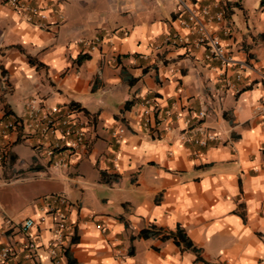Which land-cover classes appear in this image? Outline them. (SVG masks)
<instances>
[{"label": "crops", "instance_id": "0c3cea01", "mask_svg": "<svg viewBox=\"0 0 264 264\" xmlns=\"http://www.w3.org/2000/svg\"><path fill=\"white\" fill-rule=\"evenodd\" d=\"M200 24L226 61L196 42ZM32 101L73 109L84 143L61 137L48 156L36 128L0 137L3 264H54L57 211L70 226L60 264H264V0H0V125L30 121ZM52 194L66 203L50 210ZM151 225L180 226L199 252L141 237ZM29 236L38 257L23 256Z\"/></svg>", "mask_w": 264, "mask_h": 264}, {"label": "built area", "instance_id": "2783aa9c", "mask_svg": "<svg viewBox=\"0 0 264 264\" xmlns=\"http://www.w3.org/2000/svg\"><path fill=\"white\" fill-rule=\"evenodd\" d=\"M9 3L14 6L18 7L22 0H8ZM33 13H38L39 9H32ZM201 12L204 16L212 17L221 19L223 17V12L218 11L214 13L213 15L210 14L208 6H205L201 9ZM194 14L193 12H190V19H193ZM45 25V24H44ZM198 33L199 36L196 39V42L198 43H204L207 48L209 49V53L207 55L208 58H218L222 62L226 61V58L224 56V48L222 47L221 43L217 39V37H214L208 32H206L204 26L200 24L198 27ZM180 38L178 35H173L172 39L173 41ZM170 40V38H168ZM30 112L29 117L30 121L24 122V121H9L7 123H4L0 125V137L4 136L8 130L15 129L17 126H25V128L31 129L36 128L39 130L40 135L44 140H47V143L49 145V150L47 151L48 156H53L54 150H57L59 147L58 140L61 137H65L67 135H74V139L71 141V150L75 151L80 145L84 143V131H82L79 128H72L70 126V123L73 121L72 114L74 110H67L63 112L61 115H53L52 112L46 111V109H41L38 105H35L34 101L30 103ZM144 106V125L146 127H150V123L152 122L151 114H152V108L149 105V100H146L143 103ZM54 111H57L56 108H53ZM201 116H203V113H201ZM23 122V123H22ZM62 125V126H61ZM63 126H65L63 128ZM124 132V127L122 125H118L113 130L112 134L116 137L121 139L122 134ZM203 139L195 140V142L199 144H205L206 138H212L213 136L204 133ZM49 138H53V140H50ZM6 151L5 149H2L0 153V160L4 158ZM55 166H59L62 164V159H57L53 163ZM47 206L51 210L52 205L54 204H65L66 198L59 194H52L48 198ZM67 216L63 212L57 211V221L55 222L53 229H52V236L51 239L48 242V253L50 257L53 260L54 264H60V260L58 259L59 253H61V257H64V253L66 250V238L70 235L69 229L70 226L67 223ZM11 221L8 219L6 220V223H10ZM34 220L31 218L25 219L23 222L19 223L21 231L24 233H28L29 230L33 227ZM40 244L38 243V239H36L33 236H29L27 241L23 245V256L25 258H34L39 256V249ZM11 254V248L9 246H5L1 248L0 250V264H3L4 261L9 257ZM34 264V263H32Z\"/></svg>", "mask_w": 264, "mask_h": 264}, {"label": "trees", "instance_id": "16d2710c", "mask_svg": "<svg viewBox=\"0 0 264 264\" xmlns=\"http://www.w3.org/2000/svg\"><path fill=\"white\" fill-rule=\"evenodd\" d=\"M90 57L89 54H79L77 56V58L75 59V63L80 64L81 62H83L84 60H87ZM28 61L32 64L35 63V61L32 59V57H28ZM130 101H127L125 104L127 105V103H129ZM77 107V105L75 106ZM140 236L143 238H148V237H160L162 239H172L174 241V243L178 246H181L182 249H186V250H193L196 253L199 252V249L196 248L192 241L189 239V237L186 235V232L180 227L178 226L175 232L172 233H164V230L156 227L155 225H151L149 229L142 231L140 233ZM132 239L135 238V236H131Z\"/></svg>", "mask_w": 264, "mask_h": 264}]
</instances>
